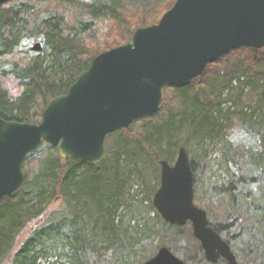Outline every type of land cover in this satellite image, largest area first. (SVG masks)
<instances>
[{
    "label": "trees",
    "instance_id": "obj_1",
    "mask_svg": "<svg viewBox=\"0 0 264 264\" xmlns=\"http://www.w3.org/2000/svg\"><path fill=\"white\" fill-rule=\"evenodd\" d=\"M176 1L57 0L45 8L37 7L36 0L0 4V117L40 123L48 102L66 94L95 56L129 42L136 28L157 23ZM67 11H72L69 19ZM107 18L120 30L121 40H112L114 45L104 50H90L88 37ZM37 43L41 50L33 51ZM17 56L27 61L19 62ZM7 76L23 87L15 102L4 87L2 78ZM228 100L235 107H225ZM263 110L264 48L243 47L209 63L188 85L167 87L159 110L135 121L144 123L138 136L109 146L107 140L129 128L107 136L108 155L98 164L64 160L58 147L44 144L24 164L23 187L0 200V264H121L137 254L143 264L162 246L178 251L171 243L175 241L183 249L178 256L186 262L212 264L192 229V243L174 239L171 230L183 228L164 221L152 196L160 186V160L174 163L181 146L188 150L196 144L200 150L213 142L223 143L225 155L234 152L233 159L225 157L231 180L215 187L217 201L209 194L199 196V157L193 155L195 203L207 211L210 225L230 244L240 264H264ZM127 144L134 148L126 149ZM140 194L145 196L142 203L134 205ZM145 198L148 206L143 205ZM59 199V218L36 223L11 255L23 228L41 219ZM158 238L161 243L153 246Z\"/></svg>",
    "mask_w": 264,
    "mask_h": 264
},
{
    "label": "water",
    "instance_id": "obj_2",
    "mask_svg": "<svg viewBox=\"0 0 264 264\" xmlns=\"http://www.w3.org/2000/svg\"><path fill=\"white\" fill-rule=\"evenodd\" d=\"M243 47L264 48V0H177L157 23L136 28L129 42L95 56L66 94L48 102L40 123L0 117V200L23 187L24 164L44 144L58 147L64 160L98 164L108 155L107 136L156 113L167 87L188 85L209 63ZM159 163L152 202L164 221L191 223L208 262L240 264L195 203L187 148L178 149L173 164ZM143 264L190 263L162 246Z\"/></svg>",
    "mask_w": 264,
    "mask_h": 264
},
{
    "label": "rangeland",
    "instance_id": "obj_3",
    "mask_svg": "<svg viewBox=\"0 0 264 264\" xmlns=\"http://www.w3.org/2000/svg\"><path fill=\"white\" fill-rule=\"evenodd\" d=\"M57 0H36V6L39 8H45L50 4H58L55 3ZM72 15V11H67V17L66 19H69ZM112 21L110 18H107L105 20L99 21L97 22L94 31L92 32L91 36L88 37L87 40V44L90 47V50H104L105 48L114 45L112 42V40H121V33L120 30L117 27H114L111 25ZM9 60H11V57H9ZM15 60L21 62L23 61L26 62L27 59L24 56H17L15 57ZM230 61H235V60H230ZM2 80L6 83V82H11L12 86L14 87H18L16 84V81H14V79L11 76H7V77H3ZM233 85H237L236 83L233 82ZM228 91L227 89H225L223 91V95H227ZM166 95H168V101H171V93L168 92ZM235 107L234 106V101L233 100H228L227 103L225 104V107ZM167 110V106L162 108V110H160V114H164L166 113ZM262 114H264V110L263 112H261ZM260 114V113H258ZM136 123V124H135ZM134 125L132 124L129 129L124 132H117L112 138H110V140L108 142V146L112 144V142L115 141H121V142H126L127 138L126 136L130 137V136H138L139 133H141L142 130V125H144L143 122H135ZM131 144H127V146H129V148L127 147L126 149H131L134 147L130 146ZM227 145V144H226ZM137 147V146H136ZM227 147V146H226ZM225 147V149H226ZM189 154H190V158L196 154V157H199V161H197V166L198 169L200 170V175H199V184H198V194L199 196H203L204 194L207 197V194H209V198H213L215 201L218 200V197H216L214 195V191H215V187L216 186H227L228 183L231 180V175L229 173V161L228 158H232L234 157V152H228L227 155L228 158H226L227 163H225V157L227 155L224 154V145L221 142H213V143H206V145L200 150H198V146L195 144L194 146H192L190 149H188ZM136 150H134V152H136ZM177 154L178 151L175 155V161L177 158ZM236 154V151H235ZM256 159V158H255ZM258 159V158H257ZM256 159V160H257ZM173 164V163H171ZM242 167L244 169V171L248 172L246 168L245 163L241 162ZM161 169V166H160ZM157 171H159V166L157 168ZM154 183V178L153 181ZM159 188V187H158ZM135 189H137V186H135ZM140 189V187L138 188ZM204 195V196H205ZM144 194H140L139 196H137L135 198V202L134 205H137L138 203H142L140 202L143 198H144ZM153 198V196H152ZM214 202V201H213ZM215 204L217 202H214ZM145 206L149 205V201L147 200V198H145V202L144 204ZM216 206V205H215ZM63 201L61 199L59 200H54L51 204L48 205L47 207V212L45 213V215L41 218L38 219L36 222H30L28 223L23 230L21 231V233L19 234L17 241H16V245L13 248V251L11 252V255L18 249V247L22 244V242L27 239L29 237V235L31 234L33 228L35 227L36 223H40L43 220L46 221H50L51 218L53 219H57L59 218V214L63 211ZM148 210V209H147ZM143 211V209H142ZM141 213H138V215H140ZM148 219L152 224L155 223V221L153 219H155V214L153 211H151V213L148 215ZM183 229L178 230V229H172L171 232L173 233L174 239H178L181 240L183 242V244H185L187 241L190 243H192V241L190 242V239L188 238V235L190 233V230L192 229V225L191 223H188L186 226L182 227ZM193 230V229H192ZM175 231H177L178 233H176ZM159 243H161V241H159V238L157 240L154 241L153 246H157L159 245ZM172 245H174V248L177 247L178 251H174L172 250L177 256H178V252L179 254L183 253V249L181 247L178 246V242H171ZM167 246V245H165ZM170 248V246H168ZM151 249L153 248L152 246L150 247ZM149 249V250H151ZM10 255V256H11ZM179 257V256H178ZM181 258V257H180ZM130 261H126V258L123 259L124 262H121V264H140L139 261V255H132V257L130 258ZM43 264H47L46 261H43ZM142 264V263H141ZM216 264H227L224 261H220Z\"/></svg>",
    "mask_w": 264,
    "mask_h": 264
},
{
    "label": "clouds",
    "instance_id": "obj_4",
    "mask_svg": "<svg viewBox=\"0 0 264 264\" xmlns=\"http://www.w3.org/2000/svg\"><path fill=\"white\" fill-rule=\"evenodd\" d=\"M4 87L8 89V95L10 99L15 102L20 98L23 93V87H14L11 82H6Z\"/></svg>",
    "mask_w": 264,
    "mask_h": 264
}]
</instances>
